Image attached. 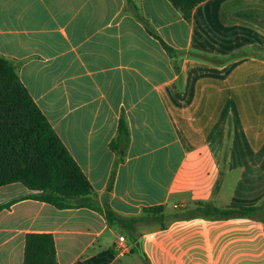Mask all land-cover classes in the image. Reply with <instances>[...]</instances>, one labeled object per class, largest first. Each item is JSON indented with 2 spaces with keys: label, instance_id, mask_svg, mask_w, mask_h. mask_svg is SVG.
<instances>
[{
  "label": "crops",
  "instance_id": "crops-1",
  "mask_svg": "<svg viewBox=\"0 0 264 264\" xmlns=\"http://www.w3.org/2000/svg\"><path fill=\"white\" fill-rule=\"evenodd\" d=\"M149 31L178 51L175 64ZM0 56L15 62L92 201L123 219L108 226L88 208L24 199L32 192L19 183L0 187L10 204L0 264H23L28 234L53 237L57 264H264L258 219L194 213L264 199V0H206L189 22L167 0H0ZM121 114L129 144L107 191ZM155 206L164 227L125 222Z\"/></svg>",
  "mask_w": 264,
  "mask_h": 264
},
{
  "label": "trees",
  "instance_id": "trees-1",
  "mask_svg": "<svg viewBox=\"0 0 264 264\" xmlns=\"http://www.w3.org/2000/svg\"><path fill=\"white\" fill-rule=\"evenodd\" d=\"M167 1L189 22L192 10L206 0ZM144 25L148 29L147 24ZM149 32L175 64L178 51ZM128 144L127 124L121 114L116 135L109 143L115 160L107 191L112 188L116 168L123 162ZM14 183L32 192L24 199L43 202L60 210L88 208L103 216L108 226L123 220L108 205L101 206L92 201L91 185L20 82L15 62L0 56V187ZM9 206V203L0 205V211ZM163 210V206L144 208L140 216L125 222L129 227L138 223L164 227ZM194 213L216 220L254 217L263 224L264 230V199L258 206L224 209L199 203ZM23 264H57L53 237L50 234L26 235ZM144 264H149L145 257Z\"/></svg>",
  "mask_w": 264,
  "mask_h": 264
},
{
  "label": "built area",
  "instance_id": "built-area-1",
  "mask_svg": "<svg viewBox=\"0 0 264 264\" xmlns=\"http://www.w3.org/2000/svg\"><path fill=\"white\" fill-rule=\"evenodd\" d=\"M113 250L119 256H122V255L129 252V247L126 243L124 236L118 237L117 242L115 243V245L113 247Z\"/></svg>",
  "mask_w": 264,
  "mask_h": 264
},
{
  "label": "water",
  "instance_id": "water-1",
  "mask_svg": "<svg viewBox=\"0 0 264 264\" xmlns=\"http://www.w3.org/2000/svg\"><path fill=\"white\" fill-rule=\"evenodd\" d=\"M135 248H136L138 254H141V245H140V242H136L135 243Z\"/></svg>",
  "mask_w": 264,
  "mask_h": 264
},
{
  "label": "rangeland",
  "instance_id": "rangeland-1",
  "mask_svg": "<svg viewBox=\"0 0 264 264\" xmlns=\"http://www.w3.org/2000/svg\"><path fill=\"white\" fill-rule=\"evenodd\" d=\"M133 249H134V252H135V253L132 254V257H134V259H135L136 254L139 255L138 252H137V250H136V248H135V244H134V246H133Z\"/></svg>",
  "mask_w": 264,
  "mask_h": 264
}]
</instances>
